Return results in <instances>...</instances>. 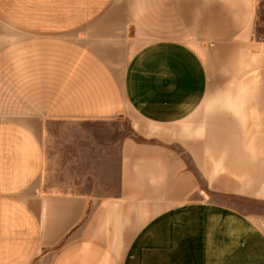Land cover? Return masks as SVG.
Instances as JSON below:
<instances>
[{"label":"crops","instance_id":"1","mask_svg":"<svg viewBox=\"0 0 264 264\" xmlns=\"http://www.w3.org/2000/svg\"><path fill=\"white\" fill-rule=\"evenodd\" d=\"M256 6L0 0V264H264Z\"/></svg>","mask_w":264,"mask_h":264},{"label":"rangeland","instance_id":"2","mask_svg":"<svg viewBox=\"0 0 264 264\" xmlns=\"http://www.w3.org/2000/svg\"><path fill=\"white\" fill-rule=\"evenodd\" d=\"M254 22V37L257 39H264V0H257ZM216 202L226 206L228 209L255 217L254 219L257 221L260 220L262 227L264 228V204L236 198H220Z\"/></svg>","mask_w":264,"mask_h":264}]
</instances>
